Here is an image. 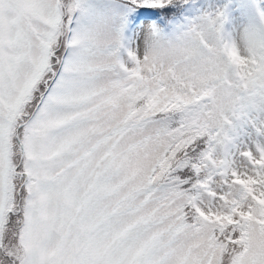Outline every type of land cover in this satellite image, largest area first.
I'll return each instance as SVG.
<instances>
[{
  "label": "snow or ice",
  "instance_id": "snow-or-ice-1",
  "mask_svg": "<svg viewBox=\"0 0 264 264\" xmlns=\"http://www.w3.org/2000/svg\"><path fill=\"white\" fill-rule=\"evenodd\" d=\"M0 264H264V0H0Z\"/></svg>",
  "mask_w": 264,
  "mask_h": 264
}]
</instances>
